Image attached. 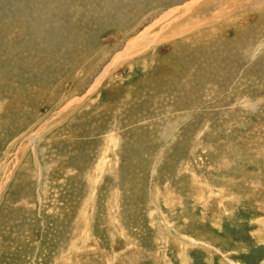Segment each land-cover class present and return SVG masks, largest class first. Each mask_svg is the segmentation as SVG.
<instances>
[{
	"label": "rangeland",
	"instance_id": "374dc122",
	"mask_svg": "<svg viewBox=\"0 0 264 264\" xmlns=\"http://www.w3.org/2000/svg\"><path fill=\"white\" fill-rule=\"evenodd\" d=\"M192 1L0 0V264H264V0Z\"/></svg>",
	"mask_w": 264,
	"mask_h": 264
},
{
	"label": "bare ground",
	"instance_id": "6f19581e",
	"mask_svg": "<svg viewBox=\"0 0 264 264\" xmlns=\"http://www.w3.org/2000/svg\"><path fill=\"white\" fill-rule=\"evenodd\" d=\"M199 1L201 0H194L190 3H188L184 9L189 10L193 7L194 4H196L197 2L199 3ZM213 3V2H212ZM245 5V4H244ZM177 10H172L169 13H167L164 17H162L161 19H166L168 18L172 13L176 12ZM147 34L145 33L144 35H141L140 37H138L134 42H132V44L127 48V50L124 53H120L121 55H119L118 57L115 58L114 62H118V60L124 59L127 56L128 50H133L137 47H139L140 51L143 49H147L149 46H151L152 44H154V40L150 41L148 37H146ZM156 40V39H155ZM142 42V43H141ZM140 45V46H139ZM138 50V49H137ZM136 50V51H137ZM113 62V63H114ZM111 65V64H110ZM114 66V65H113ZM106 70V69H105ZM107 72V70L104 72V74H102L96 81L95 83V88L99 85V83L101 82L102 78L105 76V73Z\"/></svg>",
	"mask_w": 264,
	"mask_h": 264
}]
</instances>
